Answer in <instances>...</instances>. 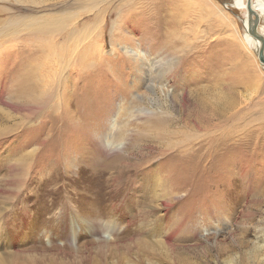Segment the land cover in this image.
Returning <instances> with one entry per match:
<instances>
[{
  "label": "rangeland",
  "instance_id": "rangeland-1",
  "mask_svg": "<svg viewBox=\"0 0 264 264\" xmlns=\"http://www.w3.org/2000/svg\"><path fill=\"white\" fill-rule=\"evenodd\" d=\"M135 2L138 13L131 24L121 23L110 9L100 35H87L84 24L102 3L0 0L2 264H264V248L251 247L264 235V196L256 207L248 203L250 192L264 195V117H259L264 66L243 40L246 11L236 8L235 0ZM105 3L116 7L120 0ZM181 7L188 15L179 31L187 30L196 50L185 60L158 50L155 61L165 63V53L174 69L162 81L168 96L158 92L156 98L139 75L137 86L124 64L123 47L154 55L157 46L152 45L165 40L166 27L171 29L172 17L165 14H179ZM257 12L258 33L264 36V13ZM36 16L54 18L52 27L59 22L61 27L38 41L25 39V31L4 32L3 21L22 19L24 25L23 17ZM123 24L121 42L118 25ZM48 40L62 49L52 60L57 71L51 87L41 70L29 67ZM91 45L104 49L105 56L98 54L100 63L83 70L91 57L82 54ZM28 69L37 72L31 95L52 96L50 105L21 106L14 100L11 85ZM122 84L130 94L122 92ZM218 92L226 99L217 105L214 128L190 116L185 126L177 122L191 115L199 99L213 100ZM235 106L246 107L247 115L226 122ZM203 114L208 118L209 111ZM167 115L176 121L171 126L168 118L162 125L154 122ZM161 128L177 133L160 139ZM170 143L179 145L171 150ZM164 184L175 191L162 201L157 197ZM157 209L165 215L149 214ZM232 230L245 247L230 236ZM107 240L118 250L99 247Z\"/></svg>",
  "mask_w": 264,
  "mask_h": 264
},
{
  "label": "bare ground",
  "instance_id": "bare-ground-1",
  "mask_svg": "<svg viewBox=\"0 0 264 264\" xmlns=\"http://www.w3.org/2000/svg\"><path fill=\"white\" fill-rule=\"evenodd\" d=\"M115 1H117V0H109V3L111 2V4H113ZM91 3L95 4L96 6L99 3H102L103 5L100 7L101 10L98 11V13L95 15V17L89 23L84 24V25H88L87 28L85 29V31L87 30V32H88L87 35L91 32H96L97 35L98 34L100 35V33L102 31V25L104 22V18L107 14V11L110 9L117 13L118 18H119L118 20H122L121 23H124L125 25L131 24L130 20L132 18V14L138 13L136 10L137 4H136L135 0H120V3H118V5L116 7H113V5H108V4L106 5L105 0H91ZM235 4H236V8L243 9L246 11L243 15V18H242L244 21L243 22V26H244L243 27V30H244V39L243 40L248 45V47L255 52V54L257 56L258 63L261 64V66H264V41L256 38L252 33V29L254 27L256 28V31L258 33L259 14L257 12V9L264 13V0H255L254 5H252V0H247V1L246 0H235ZM98 8H99V5H98ZM0 12H4V11H0ZM125 13H129V15H124ZM178 13L179 14H175L174 12H171V13L165 14V15L168 14V16L172 17L171 22H169L171 25V29L169 30L166 27L165 33H164L165 34V40H163L161 42L157 41L158 43L152 45V47H154V48L157 46L156 50H154L155 51L154 55H150V53H147V52L142 54L138 49L139 47L138 48L136 47L134 49L130 48L128 46L123 47L124 54H125V55H123L124 64L126 66H129V70H130L129 73L131 74L132 77L134 76L133 78H134L135 82L137 83V86H139L141 80L145 81L146 83H150L149 90H150V92L154 93L153 95H155L154 97H156V98H158V96H157L158 92L164 93V96H166V97L168 96V92L165 89L166 86L162 85V81L164 80V77L169 75L174 69L173 62L172 63L167 62L166 57H165L166 56L165 53L163 54L164 57L161 58L162 62H165V63H161L160 61H155V59L160 57L159 53L162 52V51L159 52L158 50H163V51H167V52L169 51L174 55H178V56L180 55L181 58H184V60L188 58L187 56L189 55L190 52H193V50H196L195 49L196 47H194V49H193L191 46L193 43L188 41V35L189 34H188L187 30L182 32L184 36L179 31V29L182 30V24L187 21L186 20L187 15H188L187 10L185 8L181 7L180 10L178 11ZM23 18L26 20L25 21L23 19V21L26 22L24 25L22 24V19H9V20L3 21L6 24V26H3L4 32L9 33L8 36L9 35L14 36V35H19L23 31H25V33H26L25 39L26 38H36V40L38 41V39H42L46 35H49L50 32L54 33L56 31H58L61 27V25H60L61 22L54 24V26L52 27L54 18L47 19L46 16L23 17ZM127 22H128V24H127ZM0 23H1V21H0ZM124 24H123V26L118 25V28L120 30V36H119L120 40L119 39H117V40H119L121 42L123 41ZM54 27L56 29H53ZM22 28H23V30H21ZM173 28H175L176 30H173ZM73 33H75V32H73ZM259 35L262 36L263 40H264V36L261 34H259ZM81 36L82 35L80 34L76 38L79 39ZM115 39H116L115 34H113V36H112L113 43H114ZM194 40H195V38H194ZM39 44H40V42H39ZM61 50L62 49L59 47V45L57 43L51 42L48 40V42H46V44H43L39 47V52H40L38 55L39 57H37L34 60L35 61L34 63L29 65V67L35 68L38 73L40 70L44 73L45 81L48 82L50 87H51V84H50L51 79H52V77H54L56 75V71H57V70L55 71V67L57 68V64L55 62H52V60L55 59V55H58ZM76 50H77V45L73 49V53ZM105 52L106 51H104V49L96 50V48H94V45L86 47L84 53L82 54V58H84L85 56H88V55H90L91 58H90V63H88V65H86L83 68V70H88L91 67V65L99 64L100 59L99 58L97 59V56H98V54H100L103 57V56H105ZM57 58H56V61H57ZM182 67H183V65H180V64L178 66L176 65V68H179L180 71L182 70ZM163 71H165V72H163ZM37 72L32 73V70L28 69L25 72L21 73L20 75H17V77L15 76L16 78L14 79L13 84L11 85V93H12L14 100H18V102L21 106H29V105H31V106L35 105L36 106L37 105L39 107V105L46 104L49 101H50V103H48L47 105H50L52 100H53L52 96L48 100H41L40 98H37L36 95H31V93L34 94L35 90H37L36 82H35V77L37 75ZM138 75L141 78V80L138 79ZM143 75L145 76L144 78H143ZM33 76H34V78H33ZM103 78H107V77L104 76ZM116 79L120 80L121 78H116ZM143 79H145V80H143ZM121 87L123 88L122 92L124 91L125 94L128 95L131 93V90H129V88L126 86V84H122ZM8 91H10V90H8ZM215 94L213 95V96H215L213 98V100H205L204 101L203 99H199L196 102L194 110L191 113V115H189V114L183 115L177 122H180L181 125L183 124L185 126L188 124V116H190L193 119L197 120V122L199 124L205 123L208 129L214 128L215 124L212 121L215 119V117L218 116V113H219V110L217 109V105L226 99V93L218 92ZM231 95H232V99H235L234 92H232ZM234 102H235V100H234ZM230 105H231V102H230ZM206 110L209 111L208 118H205L204 114H203V112H205ZM247 111L248 110L246 107L245 108L243 107L242 109L238 110L237 106H235L233 108V111H232L231 115L229 116L228 120H226V122L235 121L236 119L247 115V113H248ZM125 114H123V115H125ZM263 115L264 114H261L259 117L263 118L264 117ZM163 118H168V115L165 117L159 116V117L154 119V122L157 125H162V122L164 121ZM103 121H105V120H103ZM165 122L169 126H171L176 121L168 118L165 120ZM161 133L162 134L160 135V139H168V138H173V136H175L174 133H177V132L173 131V130L169 131L168 129L161 128ZM183 141L184 140H180V141H178V143L181 144V143H183ZM217 141L218 140L212 138V144L218 143ZM178 143H175V144L170 143L171 145L168 146L169 149H171V150L177 149V147L179 145ZM164 149L167 150V147H165ZM180 150H181L180 154H184L186 152V150H184V149H180ZM203 151H205V153H206L205 149ZM118 160H120V159H118ZM240 162H241L240 164L243 163V161H240ZM163 187H164V190L161 189V195L158 196L157 198L159 200L162 198V201H165V200H168L170 198V195H172L175 190L171 189L167 184H164ZM178 190H179V188H178ZM261 194H262V191H257L256 193L250 192L249 196L251 195L253 197L250 199V202H248L249 207H252V208L254 206L256 207L258 201H259V203L263 202L262 196H264V195H261ZM169 201L175 203V199H171ZM251 204L253 206H251ZM161 206L164 207L163 204H161ZM155 213L165 215V214H163L164 213L163 209H157L156 211L150 212L149 214H155ZM249 215L250 214H248V219L250 220ZM221 216H223V214ZM221 220H222V217H221ZM252 220H253V215H252ZM223 225H224V227H227V223L223 222ZM236 228H237V230H239L241 228V222L238 221ZM233 231L234 230H232L229 233L230 236L233 237V239L237 242V245L239 247H242V248L245 247L244 242L241 241L243 239L241 238L240 234H238L237 231H234V232ZM255 238H256V236H255ZM226 241L227 240L222 239L220 242L223 243ZM103 243H104V241H103ZM165 243H168V242H165ZM251 245H252L251 247H253V250L257 249V251H258V250L263 249L264 248V235L258 236L255 239V241H253L251 243ZM99 247H102V248L106 247V249H109V252H111L112 250L114 252L118 250V249H116L114 244L112 245L109 242V240H107L105 244H102ZM168 247H169V245H168ZM250 250L251 249H249V251ZM103 251H105V250H103ZM99 254H101L102 255L101 257L104 259L103 254L102 253H99ZM246 258H247V256H246ZM103 261H105V260H103ZM0 264H2V261H0ZM12 264H15V263L12 262ZM17 264H20V263H17ZM105 264H110V263L106 262Z\"/></svg>",
  "mask_w": 264,
  "mask_h": 264
},
{
  "label": "water",
  "instance_id": "water-1",
  "mask_svg": "<svg viewBox=\"0 0 264 264\" xmlns=\"http://www.w3.org/2000/svg\"><path fill=\"white\" fill-rule=\"evenodd\" d=\"M255 15H256V14H255ZM252 33H253V35H254L256 38H258V39H260V40L264 41V40H263V37H262V36H260V35L257 33V31H256V28H255V27L252 29Z\"/></svg>",
  "mask_w": 264,
  "mask_h": 264
}]
</instances>
